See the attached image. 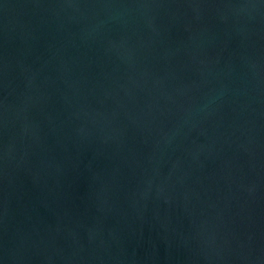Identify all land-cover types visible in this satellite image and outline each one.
<instances>
[{
    "label": "water",
    "instance_id": "obj_1",
    "mask_svg": "<svg viewBox=\"0 0 264 264\" xmlns=\"http://www.w3.org/2000/svg\"><path fill=\"white\" fill-rule=\"evenodd\" d=\"M0 264H264V0H0Z\"/></svg>",
    "mask_w": 264,
    "mask_h": 264
}]
</instances>
